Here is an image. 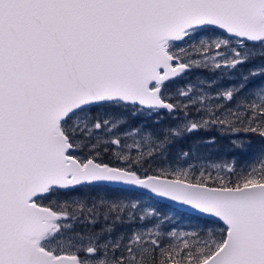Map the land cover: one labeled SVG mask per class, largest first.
Segmentation results:
<instances>
[{
    "label": "snow or ice",
    "instance_id": "obj_1",
    "mask_svg": "<svg viewBox=\"0 0 264 264\" xmlns=\"http://www.w3.org/2000/svg\"><path fill=\"white\" fill-rule=\"evenodd\" d=\"M257 56L264 0H0V264H264ZM200 68L235 80L170 94ZM163 112L178 123L121 120ZM209 129L223 143L205 146L250 163L182 166L201 145L173 146ZM130 190L199 222L165 243Z\"/></svg>",
    "mask_w": 264,
    "mask_h": 264
},
{
    "label": "trees",
    "instance_id": "obj_2",
    "mask_svg": "<svg viewBox=\"0 0 264 264\" xmlns=\"http://www.w3.org/2000/svg\"><path fill=\"white\" fill-rule=\"evenodd\" d=\"M252 61H253L254 65L264 66V59L260 58L259 56H257L256 59H254ZM243 70L246 72L245 68ZM188 80L192 81L193 79L191 77H189ZM121 120L129 122V126L134 124L138 128H144L145 125H147L149 127H164L167 125H173L174 124V117H169L167 112H163L159 116L138 115L136 117H132L131 115L125 113L121 117ZM218 138L220 139V142L223 143V138L220 137L219 132L213 131L211 129H209L207 131H202V132L198 133L197 135L190 137L186 141H181L180 143L175 144L172 148V152L174 154L175 152L179 151L181 147H185L187 144H191V143L195 142L196 144L201 145L193 157V159H195V160L197 159V157L198 158L202 157L204 159L213 160L216 162H226V161H231V160L235 159L237 164L243 163V160L239 159L238 157H230L227 150L222 149L220 147V144H217L214 147L205 146L209 142H211L213 140H217ZM141 148H144V150L145 149L148 150V148H153V150H155L153 145L145 144V142H144V140H142V138H141ZM248 162L250 163V160H248ZM123 195L131 198L132 202L133 201H141V202L147 203L153 210H155L157 212L158 215H161L164 217V221L161 223L162 225L167 220V218L169 216L177 219V222L180 225L181 229H189L191 227H194L199 222L195 215L178 211L169 205L159 203V202L155 201L154 199H152L150 197H145L144 195H141L135 191L130 190V191L123 193ZM142 206L146 207L144 205V203H142Z\"/></svg>",
    "mask_w": 264,
    "mask_h": 264
},
{
    "label": "rangeland",
    "instance_id": "obj_3",
    "mask_svg": "<svg viewBox=\"0 0 264 264\" xmlns=\"http://www.w3.org/2000/svg\"><path fill=\"white\" fill-rule=\"evenodd\" d=\"M255 67H259V66L254 65L253 61H251L244 68L246 71H248L249 68H255ZM189 77H191L193 80L189 81L188 80ZM221 80H223L225 83H228L229 81L235 80V77L234 76H228L226 74L224 76L217 75L216 79L213 80V74L208 69H204V68L193 69L186 76H184L183 79H178L177 83L172 88L170 94L176 95V93L180 89L187 88L188 86L191 85V86H194L196 89V92L194 93V98L198 99L201 91L208 89L209 82H211L212 84H219ZM211 95L215 96V88L212 89ZM192 115L195 116L196 113L193 112ZM176 123H178V120L176 117H174V124H176ZM117 135H119L122 139H126L127 143L132 144L133 150H135V145L137 143H139L141 146V138L143 140V134H139V135H135V136H129L127 134V132L124 130H121L119 133H117ZM141 149L144 150V148H141ZM145 151H147V150L145 149ZM248 163H249L248 160H243V163L237 164L235 159L231 160V161H226V162H216L213 160L204 159L202 157L201 158L197 157L196 160L192 158V159L188 160L187 162L181 161V164L184 167H188L189 165H191L193 167V169L196 171H199L200 169H204L206 172H211L213 175H215L217 172V169L215 168V165H217V164H220V165L237 164L236 166H237V169L239 170L241 167L246 166ZM173 166H175V165H173ZM133 202H136L139 206L138 213L143 212V211H153V209L145 202H141V201H133ZM142 203H144V205L146 207H143ZM150 226L154 227V228L156 227V225H150ZM173 228H175L176 230H184V229L180 228V225L178 224L177 219L172 218L170 216L163 223V225L162 224L160 225L158 230L164 234L165 243L175 242L172 240V238L169 235L170 231Z\"/></svg>",
    "mask_w": 264,
    "mask_h": 264
},
{
    "label": "water",
    "instance_id": "obj_4",
    "mask_svg": "<svg viewBox=\"0 0 264 264\" xmlns=\"http://www.w3.org/2000/svg\"><path fill=\"white\" fill-rule=\"evenodd\" d=\"M132 191H135V192H137V193H139V194H141V195H144V196H146V197H150V198L154 199L155 201H157V202H159V203L169 205V206H171L172 208H174V209H176V210H178V211H181V212H185V213H188V214L195 215L194 213H192V212H191L190 210H188V209L181 208V207H179L178 205L172 204V203H170V202H168V201H165V200H159V199H156V198L152 197V196H151L149 193H147V192H140V191H138V190H132ZM195 216H196V215H195Z\"/></svg>",
    "mask_w": 264,
    "mask_h": 264
}]
</instances>
